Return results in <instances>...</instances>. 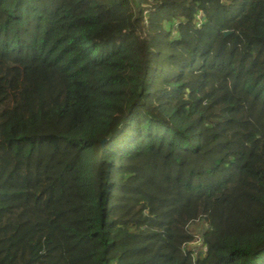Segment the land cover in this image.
I'll return each instance as SVG.
<instances>
[{
  "label": "trees",
  "instance_id": "1",
  "mask_svg": "<svg viewBox=\"0 0 264 264\" xmlns=\"http://www.w3.org/2000/svg\"><path fill=\"white\" fill-rule=\"evenodd\" d=\"M0 264H264V0H0Z\"/></svg>",
  "mask_w": 264,
  "mask_h": 264
},
{
  "label": "rangeland",
  "instance_id": "2",
  "mask_svg": "<svg viewBox=\"0 0 264 264\" xmlns=\"http://www.w3.org/2000/svg\"><path fill=\"white\" fill-rule=\"evenodd\" d=\"M197 223V222H196ZM197 232L201 235L203 234L201 225H199ZM200 237V236H199ZM202 239L197 238V241L193 242L191 249L195 251V253H198L200 250H202Z\"/></svg>",
  "mask_w": 264,
  "mask_h": 264
},
{
  "label": "water",
  "instance_id": "3",
  "mask_svg": "<svg viewBox=\"0 0 264 264\" xmlns=\"http://www.w3.org/2000/svg\"><path fill=\"white\" fill-rule=\"evenodd\" d=\"M232 31H226L225 33H224V35L226 36V35H228V34H230Z\"/></svg>",
  "mask_w": 264,
  "mask_h": 264
}]
</instances>
